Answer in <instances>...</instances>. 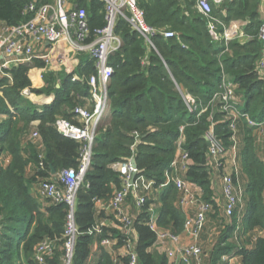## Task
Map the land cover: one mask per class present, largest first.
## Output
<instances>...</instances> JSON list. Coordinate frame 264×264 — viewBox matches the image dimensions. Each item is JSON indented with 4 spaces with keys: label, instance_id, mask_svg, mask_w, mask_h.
I'll use <instances>...</instances> for the list:
<instances>
[{
    "label": "trees",
    "instance_id": "obj_1",
    "mask_svg": "<svg viewBox=\"0 0 264 264\" xmlns=\"http://www.w3.org/2000/svg\"><path fill=\"white\" fill-rule=\"evenodd\" d=\"M35 1L47 4L54 0H0V22L16 26L29 21L32 16L25 15L24 10ZM148 1L139 0L148 25L171 29L178 36L168 40L163 36L153 38V49L127 22L120 20L117 24L116 33L122 38L123 47L110 60L115 69L109 88L110 116L100 130L92 167L78 194L76 222L80 235L74 264H88L90 260L97 241L88 235L96 220L94 200L109 201L121 188L120 176L112 165L133 156L135 133L141 141L136 149L137 165L157 185L166 181V173L177 156V143L182 135L185 137L184 148L191 158L186 179L198 185L204 199L214 205L208 221L220 227L204 264H218L222 256L234 254L244 264H264V163L252 137L258 130L251 128L245 118L237 120L236 136L243 142L241 166L248 178L243 219L246 232L239 245L233 236L237 217L229 221L214 199V173L209 166L205 138L213 128L227 150L234 145L231 121L220 111V104L210 106L224 75L237 86L241 112L257 122L264 121V78L258 74L264 55V45L258 38L262 26L261 0H226L220 9L214 10V15L227 27L232 22L249 21L245 34L252 39L245 44L234 39L227 45L213 40L208 21L193 11L195 0ZM79 5L87 9L92 31L106 25L102 1L81 0ZM218 31L222 34L223 26ZM44 67L43 61L36 60L5 70L12 81L0 78V115L6 117L0 123V157L5 154L7 159V164L0 168V264H36L34 250L44 239L57 242L55 255L48 263L62 264L68 207L36 199L33 189L38 181L52 179L51 168L57 174L78 167L81 144L61 136L55 123L60 117L75 123L72 110L87 104L90 88L86 80L97 71L95 62L82 56L77 70L44 74L43 86L32 89L29 73ZM76 74L85 80L74 82ZM26 90L54 99L38 107L23 95ZM188 101L210 107L203 114L191 113ZM34 130L40 135L35 142L29 140ZM179 198L174 185L160 195L159 225L174 234L183 232L186 221ZM147 216L143 214L137 224L140 262L170 264L164 254L153 249L156 235L146 226ZM207 227L206 224L200 237L202 244L207 239ZM110 233L120 237L116 231ZM252 239V247L245 245ZM98 264L114 262L102 252Z\"/></svg>",
    "mask_w": 264,
    "mask_h": 264
},
{
    "label": "built area",
    "instance_id": "obj_2",
    "mask_svg": "<svg viewBox=\"0 0 264 264\" xmlns=\"http://www.w3.org/2000/svg\"><path fill=\"white\" fill-rule=\"evenodd\" d=\"M80 1L54 0L47 4H38L35 1L24 10L25 15L32 16L29 21L16 26L0 22V73L19 65L33 64L36 60L45 62L48 69L52 70L55 67L54 58H57L56 55H63L59 50L61 44H65V47L72 52L73 59L88 56L95 62L97 72L86 80L90 88L87 104L77 106L72 110L75 123L61 117L55 123V128L61 136L81 144L78 167L62 170L53 175L52 179L40 180L33 189L40 200L53 205L65 204L68 207L62 264H74L75 261L76 246L80 235L76 222L78 194L85 185L86 177L92 167L94 147L100 130L110 116L109 88L115 74L110 60L123 47V40L116 33L118 22L120 20L127 22L153 49H155L153 38L163 36L168 40L178 36L171 29L161 30L148 25L146 13L140 8L139 0H100L105 4L106 25L92 31L88 11L79 5ZM225 1L195 0V10L209 22V33L213 40L216 43L227 45L231 40H242L243 36H237L234 32L227 30L214 15V10L220 9ZM260 4L262 26L258 38L264 45V0H261ZM219 26L224 28L222 34L218 31ZM251 39V37H247L246 41ZM58 63L59 65L64 64L62 60H59ZM78 67L79 64L72 65L66 70L73 72ZM258 74L264 78V55L258 65ZM72 80L83 82L85 79L76 74ZM236 90L237 86L224 75L220 89L215 93L210 103V106L213 107L220 104V111L231 121L233 147L227 150L213 128L205 138L210 144L209 166L213 175L222 173L225 217L232 222L237 217L238 210L239 214L241 212L244 214L237 217L233 234L239 245L246 232L243 227V219L246 215L245 193L237 186L233 173L224 174V161L232 152L234 154L233 164L236 165L237 120L240 118H245L251 128H257L259 142L264 152V121L257 122L241 112V104ZM24 95L26 96L25 91ZM187 104L191 113L200 111L199 114H203L210 107L199 106L194 101H188ZM181 131L183 133V129ZM39 138L38 131L34 130L29 140L35 142ZM135 139L132 146L133 156L112 165V169L120 176L121 188L109 201L94 200L96 220L92 228L89 229L88 235L97 238L95 246L100 251L107 253L114 264H141L138 253L137 224L140 217L147 214L146 226L156 235L153 249L162 251L170 264H204L205 252L200 243V237L213 212V205L204 199L203 190L198 185L186 179L190 170L191 158L184 148L185 137L182 135L179 139L177 156L166 173V181L161 185L148 179L139 167H134L133 160H136V149L141 143L138 133H135ZM40 167L41 169L45 168L43 162L40 163ZM134 175H136V179L132 184ZM170 185H174L179 192L178 205L186 215L184 230L181 234L164 230L159 225L160 195ZM112 231L118 232L120 237L115 238L110 233ZM182 235L189 238L188 244L181 243ZM56 249V241L42 240L35 247L34 262L49 264L48 261L55 255ZM235 257V254L224 255L221 258V264H232ZM88 264H90V260Z\"/></svg>",
    "mask_w": 264,
    "mask_h": 264
},
{
    "label": "crops",
    "instance_id": "obj_3",
    "mask_svg": "<svg viewBox=\"0 0 264 264\" xmlns=\"http://www.w3.org/2000/svg\"><path fill=\"white\" fill-rule=\"evenodd\" d=\"M260 11H261V6H260ZM261 13V12H260ZM262 18V15H261ZM249 25V21H236V22H232L229 27L225 26V28H227V30H230L232 32H234V34H236L237 36H243L242 40H244L242 42V40L237 39L241 42V44H245L248 41L247 37H250L248 35L245 34V28ZM59 50L61 51V53L63 54L62 56L60 55H56L57 58H54L55 62L54 65L55 67H53V69L51 70V72L53 73H61L63 70L65 69H69V67H71L72 65H80L81 62V57H75L73 59V54L72 52L67 49L65 47V44H61L59 46ZM62 60L64 62L63 65H59L58 61ZM230 79V78H229ZM231 80V79H230ZM232 81V80H231ZM233 82V81H232ZM43 83V80H41L40 82H38V85L41 86ZM39 102L37 101L36 104L40 105V106H44V105H48L53 101V97L52 96H46L43 95L39 98ZM240 104H242V99L240 97H238ZM5 116L0 115V123L5 120ZM38 123V122H37ZM36 124V123H35ZM236 145H237V150H236V156H235V161H236V165L233 164L234 161V154L232 152L229 153L227 159L224 161V174H231L233 173L235 175V179H236V184L237 186L242 189L245 193V190L247 189V185H248V178L246 177V175L244 174L243 170H242V157H241V151H242V147H243V142H242V138L239 136H236ZM263 148L260 149V156L263 159ZM221 174H215L213 176V183H212V189L214 192V199L217 203V205L223 210L224 206H225V198L223 195V190H222V177ZM34 192V191H33ZM35 198L40 200V198L38 197V195L34 192ZM158 206L161 207V203H158ZM214 206V205H213ZM243 211V210H242ZM242 212L239 214H237V217H241L242 216ZM246 214V213H245ZM244 215V214H243ZM210 221L207 222V226L209 225ZM220 227L215 228L217 230V232L215 233V235L219 234V229ZM214 229V230H215ZM258 236V234H255ZM248 240V239H247ZM190 242L189 238L185 237L184 235H182V244H188ZM96 243V242H95ZM93 246L92 249V255H91V259H90V264H98L99 258L102 254V252L104 251H100V249L98 247ZM201 243V245H204ZM254 244V240L252 239L251 241H246L245 245H247L248 247H252ZM96 247V248H95ZM212 248V245H211ZM210 248V249H211ZM210 249L208 252H210ZM208 257V255L206 256ZM205 263V260H204ZM218 264H221L220 262ZM232 264H244L242 262V258L239 256H236L235 258H233Z\"/></svg>",
    "mask_w": 264,
    "mask_h": 264
},
{
    "label": "rangeland",
    "instance_id": "obj_4",
    "mask_svg": "<svg viewBox=\"0 0 264 264\" xmlns=\"http://www.w3.org/2000/svg\"><path fill=\"white\" fill-rule=\"evenodd\" d=\"M141 1H147V2H149L148 0H141ZM190 1H193V0H190ZM193 11H195V6L193 7ZM208 24H209V22H208ZM260 29H261V25H260ZM12 68H10V70ZM65 70H63V71H65ZM50 72H51V70H50V68L48 69V66L46 65V63H45V67L44 68H34L29 73V78L31 79L32 86H33L32 89H40L43 85L39 86L38 85V82H40L41 80H43V83H44V80H45V79H43L44 74H48ZM53 72H55V71H53ZM0 78H7L9 81H12V76L10 74L6 73V72L0 73ZM25 92H26V96L24 95V92H23V95L26 97V99L30 103H33V104H36L37 101L39 102V98L41 96H43V95L38 96L37 94L31 93L29 90H26ZM27 92H29V93L27 94ZM37 106L38 107H41L40 105H37ZM38 125H39V123H36V124H34V127L36 128ZM252 137L255 140V142L257 144V147H259L261 149L262 148V145L259 142L258 133H255L254 132L252 134ZM6 164H7L6 156H5V154H2V156L0 157V168L4 167ZM46 180H49V179H46ZM215 228H217V227H214L213 226V223H211V224L209 223V225L207 227V232H206L207 233V235H206L207 236V239L205 240L206 243H204V245H203V249H204V252H205V257H204L205 259H206V256L210 254L208 252V249L211 248L212 243L215 242L216 241V238H217L216 235H215V233L217 232V230ZM156 253L164 254L162 251H156Z\"/></svg>",
    "mask_w": 264,
    "mask_h": 264
},
{
    "label": "water",
    "instance_id": "obj_5",
    "mask_svg": "<svg viewBox=\"0 0 264 264\" xmlns=\"http://www.w3.org/2000/svg\"><path fill=\"white\" fill-rule=\"evenodd\" d=\"M28 93L29 92H27V94ZM208 147H210V144L209 143H208ZM133 165H134L135 168L138 167L136 160H133ZM51 169H52V174L55 175L56 174V171L54 170V168H51ZM135 179H136V175H134L133 178H132V184L134 183Z\"/></svg>",
    "mask_w": 264,
    "mask_h": 264
}]
</instances>
